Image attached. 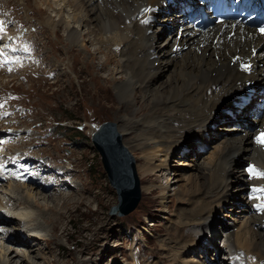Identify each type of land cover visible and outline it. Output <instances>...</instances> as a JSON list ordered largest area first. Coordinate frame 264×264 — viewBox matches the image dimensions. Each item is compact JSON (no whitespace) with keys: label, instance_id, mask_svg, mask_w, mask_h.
<instances>
[{"label":"rangeland","instance_id":"obj_1","mask_svg":"<svg viewBox=\"0 0 264 264\" xmlns=\"http://www.w3.org/2000/svg\"><path fill=\"white\" fill-rule=\"evenodd\" d=\"M66 1L0 0L2 29L7 27L11 37L15 39V48L18 50L25 49L23 54L34 56V63L41 68L39 73L28 72L25 75H21L16 72V75L13 76L0 75V163L7 166L12 165V170L17 172L18 168L15 165L20 160L23 151L27 149L31 156L33 152L35 155L32 157L29 155L26 161L35 160L36 163L41 165L44 172L53 174L51 182H61L58 187H55L52 202L48 200L41 201L42 197L36 200L28 194L29 190L36 192V194H41L40 192L34 190L31 187L32 185H29L28 189L24 188V178H13L15 176L13 175L8 183L0 185V200L2 201L0 203L3 204H0V212L3 216L5 210H11L12 207H15V203L20 202L23 200L21 198H26L27 195L28 198L26 199L30 202L27 214L31 216L30 221H33L34 225L37 222L43 223L46 216L53 219L55 216L51 214V209L57 206L59 208H56L65 215L61 229L64 227L66 230L65 234L57 232L55 237L50 225L43 223V228H38L35 232L37 235L34 240L35 243L31 242L33 248L28 246L29 249L38 250L39 253L37 252L38 255L33 253L35 255L30 256V258L29 251L23 252L22 249L15 248L16 246L10 242L3 243L0 238V264L1 262L4 264L8 260L5 256L7 251L8 257H15L17 253L20 254L21 257L14 259L15 262L16 260L20 261V259L30 260L33 257L36 260L35 262L39 264L43 262L41 253L45 254L46 257L49 256L52 264H136L130 259L131 253L138 258L145 256L146 261L144 264L159 263L164 261L163 258L169 259V263L164 264H172L171 260L173 258L170 259L167 252L168 247L174 246L171 242L168 243L170 235L174 234L185 238L187 236L184 234H188L191 229L181 228L184 226L182 224L186 223V220L182 218L180 212L181 210L194 208L187 201L186 195H182L190 188L189 176L194 172L192 165L195 164L197 167L203 168V166H206L208 159L215 163L214 157L218 152V146L221 144L219 138L221 136L216 138L217 141L213 139L212 142L210 139L208 146H201V144L197 143L200 140L195 139L196 148L202 149V151H197L195 148L197 152L193 150V152L187 151L185 154H179L178 151L172 154L169 151V156L166 150L170 145H163L162 149L165 151L160 153L158 159L154 160L153 165L159 166L165 161V163H168L169 168L162 172L157 171L153 175L151 174L149 181L152 182L148 183L143 180V174L138 168L143 163V154L138 150L136 143L134 145L130 143V140L136 137L138 131L134 128L130 133L125 134L124 143L128 141L129 144L125 145L129 148L136 161V169L141 181L142 199L137 209L130 215L125 217L111 216L110 210L118 204V196L116 190L111 187L101 158L93 146L92 133L96 129L95 127L105 122H114L118 126L120 125V110L125 108L127 104L126 100L117 91L118 84L124 80L121 69L124 66L122 54L125 46L119 33V28L103 29L101 31L103 35L100 33L101 35L94 36L91 32L90 35H87L89 30H84L81 22L78 20L76 22L73 19V16L75 19H82V14H80V11H74L69 8ZM169 7L173 10L170 5ZM178 8H181V5ZM63 17L68 21L71 28L75 27L72 30L78 31L80 34L77 44H72L69 40L66 25L60 23L57 32L53 30L52 24L59 23ZM179 27L177 26L175 31H178ZM170 29L168 28V31ZM175 31L174 33H165L164 37L161 36L153 48L154 56L158 57V62L155 63L156 67L159 65L161 70H163L167 62H169L168 68L161 71L164 73L156 78V82L153 84L155 85L154 87L162 86L165 91H169L170 80L175 71L176 62L180 64L186 57H184L185 53L189 52L188 47L177 58L175 57L176 55L170 54L166 57L163 56V52H172L173 50L176 39ZM151 32L156 34V38L160 36L156 28L152 29ZM139 34L140 31L138 32V37ZM143 35L142 33V37ZM8 37L10 38V35ZM2 41L1 38L0 53L4 48ZM110 42L113 44L111 45ZM143 45H147V42H143ZM75 49L78 50V54ZM99 49L106 52V54L100 52ZM125 51L126 54L131 56L130 52L126 49ZM6 56L14 58L16 54L9 52L3 57L6 58ZM206 56L208 57V54ZM105 59L108 60L107 69H92V63L97 66L99 61L103 62ZM197 59L199 60L200 58L198 57ZM197 59L194 61L196 62ZM143 60L139 59V63L137 62V65H135L136 70L139 67L138 72L140 68H145L140 74L148 70L146 62ZM111 71L113 72L111 73ZM107 78L115 79V82L106 83ZM145 82H142L141 86L136 88L135 95L137 97L145 96L146 90L142 88V86L146 87ZM148 86L150 85L148 84ZM22 93H26V95L23 96ZM255 93H257L254 98L256 102L261 101L258 96H263V87L259 88ZM252 102L253 99H251L249 104L250 107H252ZM140 106L141 104L138 105V107ZM136 109L137 106L133 107L127 119H134L133 113ZM229 110L234 111L232 108H228L227 111L224 110L227 113L226 117L221 112L217 118H220L222 122H225L228 117L234 116L233 119H235L236 112L230 115L228 113ZM151 111V107L144 108L138 118L150 114ZM247 116L245 115V117ZM224 122L217 123L211 134L225 133L228 134L227 137L230 139H237L242 134H246L245 130L247 128L237 126H234L231 131L228 130L230 127L226 131L222 130V127L225 126L222 125L225 124ZM181 125L177 121H171L172 130L174 132L177 131L171 134V136L173 135L172 137L178 135ZM242 125L244 126V124ZM139 126L143 128V125ZM258 127L251 132L252 135H258ZM29 129H33L34 132H39V134L29 132ZM189 140L186 138V142H189ZM242 162L244 166L246 165V170H248L247 164L249 160L245 159ZM40 169L37 168L36 170L42 171ZM203 172L208 176L206 171ZM168 180L171 182L170 188L167 190L165 199H163V192L158 187L166 186ZM149 184L158 189L153 194L147 195L143 192L142 187ZM245 185L248 187L247 181ZM236 187L234 185L229 190V193L235 194V196L231 195L232 203L238 196ZM58 193H63L64 197L81 201L82 203L79 206L75 205L78 206L77 208L71 207L66 212L67 209L62 208L64 206L63 199L56 196ZM9 198L13 200L8 202ZM240 206L238 204L232 205V209L236 213L226 210L224 214L218 212L217 215H209L204 225L203 234L205 233V235L201 237L198 235L197 238H202L203 240L207 238V235L212 239V231H214V236L216 234L215 240H217L216 244L213 247V245H207L208 241L205 240L204 242L203 240V243L209 248V253L204 250H191V253H188L187 249L182 250L185 253L184 261L188 264L192 260L195 263L210 264L212 256L218 261V256L215 254H218L220 250L219 258L221 262L219 261V263L231 264L228 259L233 248L235 251V246L227 241V234L223 232L221 225L225 223L228 226L230 225V227H233V225L239 227L243 221L241 218L244 216V214H240ZM258 213L257 211L254 213L257 218L253 215L251 216L256 220L261 217L260 220H262L264 214L261 212L259 215ZM32 216L34 218L39 216L40 218L35 220ZM247 218L248 215L245 217V221ZM9 225L12 226L11 230H13L11 235H14L17 228H20L19 223L16 222ZM175 226L176 229H174ZM26 229L29 232L32 228L28 225ZM198 229H203V227ZM15 236L18 239L20 238V234H15ZM43 236L55 238L57 246L50 242H44L43 238L45 237ZM164 242H167L166 244L169 246ZM216 247L217 252L214 249ZM210 253L211 256L209 255ZM239 255H241V252ZM175 260L176 262L178 261L177 264L185 263H182L177 256ZM247 260L249 262L248 257ZM255 260L253 258L251 262L257 264Z\"/></svg>","mask_w":264,"mask_h":264},{"label":"bare ground","instance_id":"obj_2","mask_svg":"<svg viewBox=\"0 0 264 264\" xmlns=\"http://www.w3.org/2000/svg\"><path fill=\"white\" fill-rule=\"evenodd\" d=\"M167 2V0H67L66 4L74 11H80L82 19H75L74 16L73 19L76 22L77 20L80 21L84 30H89L87 35H90L91 32L94 36H98L103 29L119 28V33L122 37L125 49L131 54V56L126 54L125 49L122 54L124 57L122 58L124 66L122 67L123 69H120L124 80L120 82V84L117 83V91L118 94L126 100L127 104L125 108H122L121 110L119 109L121 122L119 126L117 124V128L123 143L124 135L130 133L134 128L137 129L138 134L135 138L130 140V143L131 145L136 143L138 150L141 154H143V163L141 162L142 165L138 167L143 174V180L151 183L152 181H149V176L151 174L153 175L157 171L162 172L169 168L168 163H165V161H163L159 166L153 165L154 160L158 159L160 153L165 151L162 149L163 145H170V147L166 150L169 156L170 153L174 154L176 151H178L179 154H185L187 151H202V149L196 148L195 139L200 140L197 143L201 144V146H208L210 139L213 142V139L216 140V138L221 136L219 137L221 144L218 146L219 149L217 148L218 152L216 153V150L214 151L216 153L214 157L215 163L214 161L208 159L209 162L207 161L206 166H203V168L197 167L195 164L192 165L194 172L191 176H189L190 188H188V190L184 192L185 194L182 195H186L188 199L187 201L193 205L192 207L194 208L181 210L180 212L182 218L186 220V223L182 224L184 226L181 228L191 229L188 234L183 233L187 236L185 238L178 237L170 232L171 235L168 243L171 242L174 246L171 248L168 247L167 252L169 253V258H173L171 260L172 264H177L178 261L176 262L175 260L176 256L182 261L185 256V253L182 250L187 249L188 253H191L193 250H204L209 253L207 245H213L214 247L217 241L215 240L216 234L214 236V231H212V239L207 235V238L203 239L204 242L205 240L208 241L207 245L203 243L202 238H197L198 235L200 237L205 235V233L203 234V231L206 220L209 218V215H217L218 212L224 214L226 210L236 213L235 210L232 209V205L237 204L241 205L239 210L240 214H244L241 218L243 221L240 226L236 227V225H233V227H230V225L228 226L225 223L221 225L223 232L227 234V241L235 246L236 252H232V255H239V253L243 251L247 254L249 264H251L250 262L253 258L258 259L257 264H264V231H262L264 230V215L262 220H260L261 217H259L260 219L258 220L254 219L251 215L255 216L254 213H256V211L254 212L251 209L250 204L252 203L247 200L249 199L248 195L250 189L254 190V195H259L255 189L258 186H264V178L252 176L250 171L246 170V165L244 166V163L242 162L245 159L249 160V162H253L252 164L255 165L254 169L257 171H261V168H264V152L261 150V147L254 146V135L251 133L254 130V127L256 128L259 126L260 128H264V115L261 121L256 124V119L248 113L250 105L244 110V107L241 106V101H237L236 98L241 91H244L245 85H247L248 82H251L254 88L256 87L255 92L259 88L263 87L264 66L260 65L263 62L261 60V53L252 58L253 62H255V70L250 75H246L238 71V65L236 63L233 65L231 64L232 58L235 55L240 54L246 57H251V52L247 51V48H250L251 45L258 47L263 42V38L255 37L254 35L249 36L246 34V28H237L234 37L229 39L227 37V32H225L223 35L218 37V40L215 43L212 39L215 38L221 30L220 26L215 27L217 30L214 34L211 32H213L215 28L208 31L206 34H201L198 37H191L189 35L186 36V31H183L184 27L182 28L180 24L183 17H180L177 14L176 16L178 20L176 21L175 14L165 15L171 10ZM154 4L158 5L157 14L160 16L165 15L163 20H159L162 26L159 29L156 24H151L149 27L141 24L143 20L148 19L149 14L151 17L154 15V13L150 12L149 8L144 10L143 7ZM131 13H133L132 16ZM177 13H179V11ZM60 23L66 25L68 37L72 44H77L79 42L80 34L78 31L72 30L73 27L71 28L70 24L64 17L59 23L52 24L53 30L57 32ZM177 26H180L179 29L183 31V33L180 41L175 39V44L178 43L180 46H188L189 52L185 53V55L183 53L184 57H186L180 64H177L176 62V66H174L176 68L170 80L169 91H165L162 86L154 87L155 85L153 84L156 82V78L164 73L161 71L168 68L169 62L166 61L167 64L164 66L163 70H161L159 65L156 67L155 63L158 62V57L156 58L154 56L153 48L154 44H156L161 36L164 37V34L167 32L174 33V31L177 30ZM155 28L160 34L158 38H156V34L154 32H151L150 34L148 32L149 30L152 31V29ZM168 28L173 30L170 29L168 31ZM240 30H242V34L239 33ZM139 31L140 34L138 37ZM142 33L144 34L143 37ZM175 33V37H177L178 31H175ZM211 34L212 36L210 38L209 35ZM242 36L245 38L244 41L241 40ZM143 42H147V45H143ZM110 43L111 45L113 44L112 42ZM75 51L76 53L78 52L77 49H75ZM100 52L104 51L100 50ZM104 53L106 54V52ZM169 54L176 55L175 57L177 58L182 53L174 49L172 52H163L164 57ZM207 54L208 57L206 56ZM198 57L200 58L199 60L197 59ZM139 59H144L146 66L148 67V70H146V72L143 71V74L140 73L143 69H145L144 67L140 68L139 72L137 71L139 70L138 66H136L138 67L137 70L135 69V65H137V62L139 63ZM196 59L197 61L195 62L194 60ZM107 64L108 60L105 59L103 62L99 61L97 66H94L95 64L92 63L91 67L92 69L100 68L101 70H105L107 69ZM112 72L113 71H111V73ZM114 80L107 78L106 83H113L115 82ZM142 82L146 83V87L142 86V88L146 90L144 93L145 96L143 95L141 97H137L135 95V90L141 86ZM147 82L150 86H148ZM245 94H247V92H245ZM258 97L261 101H264V96L259 95ZM234 101L239 104L238 107H235ZM254 101L256 102V99H254L253 102ZM253 102L251 104V108L254 107ZM140 104L141 106L138 107ZM135 106H137V109L133 113L134 119H127V116H130V113ZM149 107L152 109L151 113L138 118L140 112L143 111L144 108L147 109ZM228 108H232L234 110L232 114L236 112V117L235 119H233L234 116L228 117L225 122L223 121L225 124L222 125L225 126L222 127V130L226 131V129L230 127L228 130L231 131L234 129V126L247 128L245 130L246 134H242L240 138L230 139L227 137L228 134L225 133L211 134L217 123H223L220 118H217L219 113L223 112L221 114H225L224 116L226 117L227 113L224 110L227 111ZM245 115L248 116L245 117ZM171 121H177L180 125L182 124L181 128H179L178 135L175 137H172L173 135L171 136L172 133L177 132L172 130ZM137 124L138 126L143 125V128H140V126L138 127ZM242 124H244V126ZM186 138L190 139L189 142H186ZM125 144H129L128 141H126L124 145ZM242 157H244V159L241 160ZM257 157L259 158L256 159ZM30 170L34 172L38 171L33 168ZM203 171H206L209 177L206 176ZM47 180L49 179L47 178ZM169 181L170 180H168L166 186L163 185L158 187L163 192V199H165L164 197H166L167 190L170 188L171 182ZM246 181L248 187L245 185ZM60 184L61 182L53 183L51 181H47V183L43 182V184L35 182L31 184V187L41 194H36V192L32 190H29L28 194L36 200H39V197H42L41 201L48 200L49 202H52L55 187H58ZM29 185V183H24V188L28 189V187H30ZM234 185L237 186L236 189L238 190V196L236 197L234 203H232L233 200L231 195L235 196V194L229 193V190ZM158 188L153 185L150 186V184L142 187L143 192L147 195L153 194ZM56 196L63 199L64 206H62V208H65V210L67 209L66 212L71 209V207L77 208L82 203L81 201L64 197L63 193H58ZM26 198H28L27 195ZM26 198H21L23 200L15 203V207H12L11 210L8 209L3 212L5 220H3L1 225L7 226L10 223L24 222L26 227L29 225V227L32 228L29 230L30 235L28 237H22L20 235L19 239L14 235L9 238L7 242H10L16 247H20L22 245L24 247L32 246L31 242L35 243L34 240L37 236L35 232L38 228H43V223H48L50 225L54 236L57 232H61L62 234L66 233L64 227L61 229L62 222H64L63 217H65V215L57 209L59 208L57 206H54L51 209V214L55 216L53 219L46 216L43 223L37 222V224L34 225L33 221H30L31 216L27 214L30 202ZM8 200V202H10L13 199L9 198ZM262 213L264 214V211H262ZM247 215L248 218L245 221V217H247ZM255 217L257 218V216ZM38 218L40 217L35 216L34 219L36 220ZM186 224L187 226H185ZM200 227H203V229L199 230L198 228ZM174 229H176V226ZM43 240L44 242H50L57 246L55 238H47L46 236ZM164 243L166 244L167 242ZM166 245L169 246L168 244ZM19 249L23 250V248ZM214 249L215 252H217V247ZM28 251L29 258L30 256L35 255L33 253L37 254L38 252V250L35 249H29ZM220 252L221 251L219 250L218 254H215L218 256V261L212 256L210 258V264H222L219 263V261L221 262V259L219 258ZM7 253H5V256L8 260L4 264H39L38 262H35L36 260L33 257L30 260L26 259L25 261L24 259H20V261L16 260L15 262L14 259H19V257H21L20 254L17 253L15 257H8ZM209 255L211 256V253ZM41 257L43 258L42 264H52V260L49 256L48 257L50 259L46 257L45 254L41 253ZM130 259L136 264H144L146 261L145 256L138 258L133 253L130 254ZM163 259V264L169 263V259ZM240 260H243V258ZM162 262L153 264H161ZM189 262V264H200L195 263L193 260ZM182 263L188 264L184 261V259ZM1 264L3 263L1 262Z\"/></svg>","mask_w":264,"mask_h":264},{"label":"water","instance_id":"obj_3","mask_svg":"<svg viewBox=\"0 0 264 264\" xmlns=\"http://www.w3.org/2000/svg\"><path fill=\"white\" fill-rule=\"evenodd\" d=\"M95 128L92 133L93 146L118 196V204L111 208L110 215L128 216L137 209L142 199L136 161L124 145L116 123L105 122Z\"/></svg>","mask_w":264,"mask_h":264},{"label":"snow or ice","instance_id":"obj_4","mask_svg":"<svg viewBox=\"0 0 264 264\" xmlns=\"http://www.w3.org/2000/svg\"><path fill=\"white\" fill-rule=\"evenodd\" d=\"M2 28H3V22L0 21V30H2ZM260 142L264 143V139H262ZM249 171L252 174V176H254V177L264 178V171H257L254 168H250ZM255 191L264 192V189H255ZM262 206H264V205H262ZM0 231H2V229H0Z\"/></svg>","mask_w":264,"mask_h":264}]
</instances>
